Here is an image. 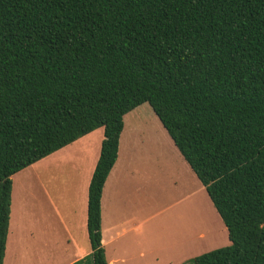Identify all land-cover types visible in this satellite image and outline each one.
I'll return each mask as SVG.
<instances>
[{
  "label": "trees",
  "instance_id": "16d2710c",
  "mask_svg": "<svg viewBox=\"0 0 264 264\" xmlns=\"http://www.w3.org/2000/svg\"><path fill=\"white\" fill-rule=\"evenodd\" d=\"M147 103L228 244L193 264H264V0H0V264L10 176L102 128L86 192L90 264L122 116Z\"/></svg>",
  "mask_w": 264,
  "mask_h": 264
},
{
  "label": "crops",
  "instance_id": "0c3cea01",
  "mask_svg": "<svg viewBox=\"0 0 264 264\" xmlns=\"http://www.w3.org/2000/svg\"><path fill=\"white\" fill-rule=\"evenodd\" d=\"M95 130L97 128L19 170L24 172L32 168L30 172L20 174L17 171L10 176L2 264H87L83 261L90 252L85 229L86 192L102 138V128L98 134ZM94 132L96 135H92ZM138 132V129H130L121 144L124 141L122 124L116 157L101 188L100 243L106 264H183L185 260L206 252L204 249L193 251L196 243L203 242L204 239H200L203 235L189 239L188 242L193 244L187 250H184L185 242L181 237L161 247L151 243V239H144V232L149 235L148 225L159 211L152 210L153 199L147 196L143 200L141 179L144 167L142 154L137 149ZM165 133L158 130L160 144L175 148ZM178 161L187 172V178L194 180L196 186L172 202L179 203L196 196L204 208L208 203L210 209L213 208V216L219 218L186 162ZM35 188L38 190L36 194L33 192Z\"/></svg>",
  "mask_w": 264,
  "mask_h": 264
},
{
  "label": "rangeland",
  "instance_id": "374dc122",
  "mask_svg": "<svg viewBox=\"0 0 264 264\" xmlns=\"http://www.w3.org/2000/svg\"><path fill=\"white\" fill-rule=\"evenodd\" d=\"M122 124V139L124 141H121V144L125 142L130 129H138L139 131L137 133V149L142 154L140 156L142 158L141 164L144 167L141 179V188L145 194L143 200L147 196L149 199H153L151 202L152 210L158 209L159 211L156 218H153L148 225L149 235L144 232V239H151V243L161 247L168 242L171 244L172 239L181 237L184 238L182 241L185 242L184 250H187L188 246L193 244L188 242L189 239H197L196 236L203 235L200 238L204 239L203 242L200 245L196 243L193 247L195 252L203 249L208 251L227 245L226 231L220 219L213 216V208L210 209L208 203L205 204L204 208V204L199 202L196 196L185 198L179 203L172 202L173 199H180L192 190L196 186V182L187 178V172L180 165V160L178 161V159L183 160L176 149L173 146L166 148L160 144L158 130L161 129V133L165 132L147 103H141L124 114ZM95 131L98 134L99 131L101 132V127ZM92 135H96V132ZM164 135L170 141L167 134ZM170 147H173L174 151ZM150 160L152 161L151 164L148 163ZM31 170L32 168H28L24 172ZM24 172L19 171L17 173L22 174ZM137 182H140L139 179ZM37 191L36 189L33 192L36 194ZM203 193L205 194L204 190ZM191 259L185 260L183 264H193ZM83 261L90 264L88 258H84Z\"/></svg>",
  "mask_w": 264,
  "mask_h": 264
}]
</instances>
